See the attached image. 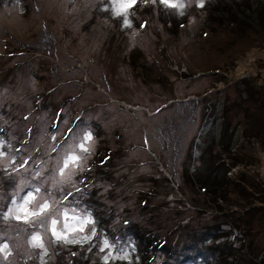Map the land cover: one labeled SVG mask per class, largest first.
<instances>
[{"label": "rangeland", "instance_id": "374dc122", "mask_svg": "<svg viewBox=\"0 0 264 264\" xmlns=\"http://www.w3.org/2000/svg\"><path fill=\"white\" fill-rule=\"evenodd\" d=\"M178 2L137 0L126 26L113 0H0V264L260 263L264 145L240 132L264 127V34L208 25L218 0ZM228 142L248 200L197 185ZM129 228L170 251L137 252Z\"/></svg>", "mask_w": 264, "mask_h": 264}, {"label": "trees", "instance_id": "16d2710c", "mask_svg": "<svg viewBox=\"0 0 264 264\" xmlns=\"http://www.w3.org/2000/svg\"><path fill=\"white\" fill-rule=\"evenodd\" d=\"M209 14L210 19L208 25L230 29L232 33L239 36L248 33L264 34V0H252V2L251 0H218L216 5L210 8ZM243 114L246 119V116H249L251 113L245 111ZM222 118L224 119L225 116H222ZM227 122L228 119L225 120V123ZM240 134V138L244 140L246 137H254L264 145V127H256L252 125L249 126L248 129H243ZM221 147L219 157L220 163L222 162L224 164V170L220 171L218 169V164L210 161L205 172H202V175L199 174V176H197V185L200 189L209 194L224 196H226L224 192L230 187V189L237 191V193H239L244 199L248 200L247 195L250 191L244 187V183L241 184L240 182L244 181V175H240L239 179L234 177L238 165L245 162L244 158L239 160L234 152V149L237 148L238 150V146L234 145L231 147L228 142ZM251 186H253V190L255 191V196L252 192L253 199L258 200L255 203L264 208V181L259 178V176H256L253 178ZM254 201L251 206H256ZM95 220L97 222H101L102 220V215L99 214L98 211ZM129 229L131 230L132 235L136 237L135 244L137 246V252L145 253V255H147L149 252L153 251H163L167 253L170 251L168 248L170 247L169 244L166 243L163 238H159L157 234L150 233L149 231L144 232L141 230H135V228ZM200 233L203 232L196 230V234ZM198 251H201L200 248ZM245 258L246 260H249L248 257ZM218 264L226 263L225 260H223ZM259 264H264V254Z\"/></svg>", "mask_w": 264, "mask_h": 264}, {"label": "snow or ice", "instance_id": "6c2138e0", "mask_svg": "<svg viewBox=\"0 0 264 264\" xmlns=\"http://www.w3.org/2000/svg\"><path fill=\"white\" fill-rule=\"evenodd\" d=\"M149 0H144V3H148ZM151 2L154 4L156 3V0H151ZM159 2L169 8H180L183 9L185 7V5L183 3H179L178 0H159ZM137 0H113V6L115 9V15L116 16H124V20L123 23L126 26H131V21L127 18V13L128 10L131 9L134 5H136ZM200 7H203V0H201V3L199 5ZM183 14V13H181ZM87 139H91V136L89 135L87 137ZM81 147H83V145H81ZM72 160H77L79 159L78 157H72ZM36 191H39V189H37ZM29 199L32 198L31 193L28 194ZM27 203V201H26ZM48 204L47 202L41 204L39 206V210L38 211H32L29 212V210L25 207V205H21L19 208V211H22L25 213V215L23 217H21L20 215H17L15 218L17 220H21L23 219L25 222L29 221L30 217H40L41 215L45 214L48 210ZM11 209L9 210V212L11 213ZM56 225H57V220L56 219H52L51 220V231L52 234L56 237L57 240H60L62 238H64V234L58 232L56 230ZM81 231H83V229L81 228ZM32 242L35 244V246L38 247H43V243L41 241V237L39 235V233L35 234L32 236ZM72 243H76L77 241H71ZM104 246L105 248L108 247V241L105 240L104 241ZM8 249V244H3L2 247H0V251H4L6 252V250ZM121 259H127V254H125L124 257H121Z\"/></svg>", "mask_w": 264, "mask_h": 264}]
</instances>
